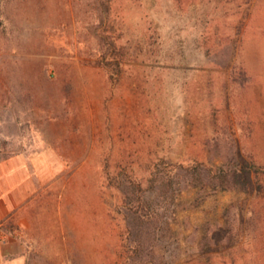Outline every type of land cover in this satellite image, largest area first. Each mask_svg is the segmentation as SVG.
<instances>
[{"label":"rangeland","instance_id":"obj_1","mask_svg":"<svg viewBox=\"0 0 264 264\" xmlns=\"http://www.w3.org/2000/svg\"><path fill=\"white\" fill-rule=\"evenodd\" d=\"M20 152L47 167L25 264H264L263 174L240 192L180 172L142 228L108 178L264 165V0H0V159Z\"/></svg>","mask_w":264,"mask_h":264},{"label":"trees","instance_id":"obj_2","mask_svg":"<svg viewBox=\"0 0 264 264\" xmlns=\"http://www.w3.org/2000/svg\"><path fill=\"white\" fill-rule=\"evenodd\" d=\"M106 47L105 53L116 46L114 42H104ZM107 65L112 66L116 71L121 70L120 62L107 61ZM158 167L152 172L149 178L150 185L143 187L141 181L134 177L114 176L108 178L117 186L124 196V202L128 210L133 214V223H137L142 228L143 223H148L150 219L157 216L156 209L149 198L148 192L162 190L164 196L168 193L166 188H173V184L178 182L182 172L184 178L193 188L202 189L209 187L214 191L234 189L240 192H247L254 185V175H264V165L256 162L250 163L245 159L233 157L228 160L226 165L208 164L199 159H192L187 164H174L173 167L165 166V159H160ZM182 176V175H181ZM173 193V189L170 194ZM145 218L147 220L145 221ZM5 232L15 234L16 230L20 231L21 227L16 224L14 218H10L2 224ZM21 242V237L16 235Z\"/></svg>","mask_w":264,"mask_h":264},{"label":"crops","instance_id":"obj_3","mask_svg":"<svg viewBox=\"0 0 264 264\" xmlns=\"http://www.w3.org/2000/svg\"><path fill=\"white\" fill-rule=\"evenodd\" d=\"M45 163L42 153H36L32 158L20 152L0 159V229L12 217L24 230L31 228L32 201L40 186L47 184V167H43ZM0 264H25L23 243L14 234L3 230Z\"/></svg>","mask_w":264,"mask_h":264},{"label":"built area","instance_id":"obj_4","mask_svg":"<svg viewBox=\"0 0 264 264\" xmlns=\"http://www.w3.org/2000/svg\"><path fill=\"white\" fill-rule=\"evenodd\" d=\"M2 238V230L0 229V239Z\"/></svg>","mask_w":264,"mask_h":264}]
</instances>
